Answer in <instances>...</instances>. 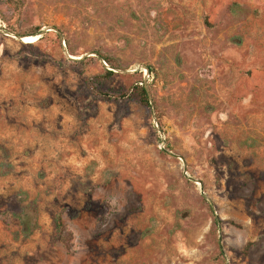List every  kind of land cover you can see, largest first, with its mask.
Listing matches in <instances>:
<instances>
[{
  "label": "rangeland",
  "instance_id": "rangeland-1",
  "mask_svg": "<svg viewBox=\"0 0 264 264\" xmlns=\"http://www.w3.org/2000/svg\"><path fill=\"white\" fill-rule=\"evenodd\" d=\"M0 264H264V0H0Z\"/></svg>",
  "mask_w": 264,
  "mask_h": 264
},
{
  "label": "trees",
  "instance_id": "trees-1",
  "mask_svg": "<svg viewBox=\"0 0 264 264\" xmlns=\"http://www.w3.org/2000/svg\"><path fill=\"white\" fill-rule=\"evenodd\" d=\"M36 34V33H35ZM103 60L112 66V63L110 61V59L106 56H103L102 57ZM149 71L151 72L152 69L151 67H149ZM113 74V72L111 70H106L105 71V76L106 77H110L111 75ZM129 96L130 97H134L136 99V101L141 104L142 106H145V107H149V97H148V92H147V89L145 87V85L143 83H136L134 84L131 88H130V92H129ZM17 195H14V197H12V200H11V203H13V205L11 206L10 208V211L11 212H16V207H15V199ZM60 217L57 216V218L55 219L57 225L60 224Z\"/></svg>",
  "mask_w": 264,
  "mask_h": 264
},
{
  "label": "water",
  "instance_id": "water-1",
  "mask_svg": "<svg viewBox=\"0 0 264 264\" xmlns=\"http://www.w3.org/2000/svg\"><path fill=\"white\" fill-rule=\"evenodd\" d=\"M45 31H47V30H45ZM22 37L23 36H19V38H22ZM62 45L65 47V41L64 40H62ZM100 59L102 60V63L104 64L103 58L100 57ZM104 65L106 67L108 66L107 64H104ZM147 92H148V90H147ZM148 96H149V104H150V106H152V100H151V97L149 95V92H148ZM19 220H20V222L22 224V233L23 234H29L31 232V230H32V224H33V221H34L32 215L26 209H23L21 211V213L19 214Z\"/></svg>",
  "mask_w": 264,
  "mask_h": 264
},
{
  "label": "bare ground",
  "instance_id": "bare-ground-1",
  "mask_svg": "<svg viewBox=\"0 0 264 264\" xmlns=\"http://www.w3.org/2000/svg\"><path fill=\"white\" fill-rule=\"evenodd\" d=\"M38 38H39V36L35 35V36H26V37H23V38H20V39H22L23 42L31 43V42L37 41Z\"/></svg>",
  "mask_w": 264,
  "mask_h": 264
},
{
  "label": "built area",
  "instance_id": "built-area-1",
  "mask_svg": "<svg viewBox=\"0 0 264 264\" xmlns=\"http://www.w3.org/2000/svg\"><path fill=\"white\" fill-rule=\"evenodd\" d=\"M104 64H107L105 61H104ZM149 77V74H147V78Z\"/></svg>",
  "mask_w": 264,
  "mask_h": 264
}]
</instances>
